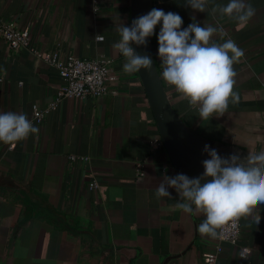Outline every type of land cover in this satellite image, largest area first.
<instances>
[{
  "label": "crops",
  "instance_id": "crops-1",
  "mask_svg": "<svg viewBox=\"0 0 264 264\" xmlns=\"http://www.w3.org/2000/svg\"><path fill=\"white\" fill-rule=\"evenodd\" d=\"M227 2L211 0L200 12L184 0H151V9L179 13L182 27L193 17L201 26H222L213 39L243 49L234 64L240 100L223 116L202 121L162 78L156 35L150 47L187 128L243 158L249 147H264V0H247L255 15L243 24L212 10ZM132 11V0H0V17L28 28L37 51L112 60L116 78L101 99L57 104L65 85L59 72L0 38V111L26 114L39 128L12 149L0 142V264H264V205L240 214L233 245L200 234L204 215L180 209L174 188L157 198L159 185L178 173L140 72L124 73L125 58L113 47ZM260 213L259 224L249 219ZM209 255L217 256L214 263Z\"/></svg>",
  "mask_w": 264,
  "mask_h": 264
},
{
  "label": "clouds",
  "instance_id": "clouds-1",
  "mask_svg": "<svg viewBox=\"0 0 264 264\" xmlns=\"http://www.w3.org/2000/svg\"><path fill=\"white\" fill-rule=\"evenodd\" d=\"M184 3L193 10L205 12L211 0H184ZM212 10L241 24L255 15V9L247 0H228ZM183 24L179 13L165 12L161 8H152L134 19L130 26L123 23L117 29L120 39L113 45L125 58L123 72L151 71V57L140 55L133 44L146 46L148 38L156 35L162 78L198 111L202 121L223 116L230 102L240 100L239 93L234 91V64L239 62L244 51L232 39L223 43L213 39L214 34L224 32L222 26H201L195 22V17L187 27H182ZM38 132L39 128L26 114L0 111V142L16 144ZM204 151L210 158L202 162L204 172L201 176L189 177L184 173L167 176V183H161L155 194L157 198L168 197L171 196L168 189L174 188L180 197V209L204 215L197 231L216 238L218 229L230 217L251 214L254 208L264 205V147H249L243 158L239 153L222 157L207 144ZM249 219L259 224L261 213L249 215Z\"/></svg>",
  "mask_w": 264,
  "mask_h": 264
},
{
  "label": "built area",
  "instance_id": "built-area-1",
  "mask_svg": "<svg viewBox=\"0 0 264 264\" xmlns=\"http://www.w3.org/2000/svg\"><path fill=\"white\" fill-rule=\"evenodd\" d=\"M0 38L6 42L11 50H28L59 72L65 85L58 94L57 104L64 99L80 101L90 97L101 99L111 92L110 85L116 80L112 60H89L74 55L61 57L56 53L42 54L32 45L28 28L20 30L14 22H6L1 17ZM43 115V113L37 112L36 118L40 119ZM14 146L15 144H11L9 148L12 149ZM138 172L141 174L140 170ZM241 231L240 215L232 216L218 229L219 235L216 239L220 244L236 245L239 243ZM243 255L246 256V252ZM216 259L217 256L215 255L206 256V261L209 263H214Z\"/></svg>",
  "mask_w": 264,
  "mask_h": 264
},
{
  "label": "water",
  "instance_id": "water-1",
  "mask_svg": "<svg viewBox=\"0 0 264 264\" xmlns=\"http://www.w3.org/2000/svg\"><path fill=\"white\" fill-rule=\"evenodd\" d=\"M150 9L151 0H132V21L148 13ZM133 47L140 55H148L153 61V67L150 72L145 70L139 72L161 137L177 173H184L189 177L201 176L204 172L202 162L210 158L204 151V147L206 144H210L206 143L194 131L189 130L184 121L177 115L156 69L150 47V38H148L146 46L133 44ZM217 151L222 157H230L232 155L228 150Z\"/></svg>",
  "mask_w": 264,
  "mask_h": 264
}]
</instances>
